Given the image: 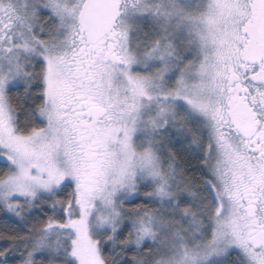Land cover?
<instances>
[{"label":"snow or ice","instance_id":"1","mask_svg":"<svg viewBox=\"0 0 264 264\" xmlns=\"http://www.w3.org/2000/svg\"><path fill=\"white\" fill-rule=\"evenodd\" d=\"M0 264H264V0H0Z\"/></svg>","mask_w":264,"mask_h":264}]
</instances>
